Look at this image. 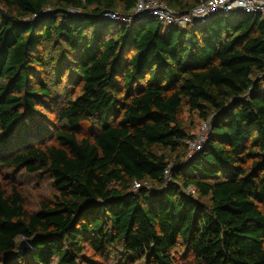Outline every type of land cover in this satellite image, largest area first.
<instances>
[{
    "label": "trees",
    "instance_id": "obj_1",
    "mask_svg": "<svg viewBox=\"0 0 264 264\" xmlns=\"http://www.w3.org/2000/svg\"><path fill=\"white\" fill-rule=\"evenodd\" d=\"M135 3L0 0V163L57 190L30 212L0 182V264H81L85 247L177 264L179 241L197 264H264V19L104 15ZM183 108L209 124L187 159Z\"/></svg>",
    "mask_w": 264,
    "mask_h": 264
},
{
    "label": "rangeland",
    "instance_id": "obj_2",
    "mask_svg": "<svg viewBox=\"0 0 264 264\" xmlns=\"http://www.w3.org/2000/svg\"><path fill=\"white\" fill-rule=\"evenodd\" d=\"M203 1V0H201ZM172 9V8H171ZM174 10V9H172ZM175 12H179L174 10ZM239 11V10H238ZM119 14H124L121 11H117ZM183 13V12H179ZM223 13V12H221ZM166 25V22H163ZM190 25V24H189ZM187 25V26H189ZM177 27H180L176 25ZM49 53L51 51H48ZM78 91V89L76 90ZM49 118H52L51 114H48ZM179 118L182 124L186 127L190 137L184 140L185 154L187 153V141L197 140L201 134V124L205 122L202 120L196 112H190L186 108H183L179 114ZM50 126V125H48ZM52 134V133H51ZM51 135H49L50 137ZM48 139L47 142H49ZM162 151V150H160ZM165 156L169 160L170 164L175 162V159L180 154V151L173 152L170 150H164ZM197 153L191 156L193 158ZM184 158V157H183ZM187 155L185 159H187ZM0 182L6 189L11 187H16L17 190L21 192L24 199L25 208L32 212L39 209V203L41 201H51L57 190L54 185V179L52 178L48 170L42 169L40 171L30 173L23 168L9 167L0 163ZM132 189H134L132 184ZM192 188H187V192H191ZM190 194H193L192 192ZM195 194V193H194ZM206 205H208V198H202L201 200ZM25 238H17L18 244ZM26 240V239H25ZM29 242L28 240H26ZM172 255L174 256L177 264H197L191 253H189L183 244L179 241L177 245L172 250ZM12 255V254H10ZM6 256H9L8 254ZM132 255H126L120 248H112L108 250L105 254H95L85 247L83 251V256L81 258V264H145L144 258L138 259L131 257ZM133 260V261H132Z\"/></svg>",
    "mask_w": 264,
    "mask_h": 264
},
{
    "label": "built area",
    "instance_id": "obj_3",
    "mask_svg": "<svg viewBox=\"0 0 264 264\" xmlns=\"http://www.w3.org/2000/svg\"><path fill=\"white\" fill-rule=\"evenodd\" d=\"M238 10L250 14H259L264 19V0H203L183 13L175 12L161 0H136L135 6L129 15H122L117 12L105 13L104 15L111 20L122 23H128L132 18L151 16L161 22H166L168 25H178L184 28L194 22L204 21L214 13H231ZM208 129V122H203L199 138L187 141L186 155L188 158L201 148ZM139 185V182L133 181L134 189L138 188ZM190 191L194 194L193 189Z\"/></svg>",
    "mask_w": 264,
    "mask_h": 264
},
{
    "label": "water",
    "instance_id": "obj_4",
    "mask_svg": "<svg viewBox=\"0 0 264 264\" xmlns=\"http://www.w3.org/2000/svg\"><path fill=\"white\" fill-rule=\"evenodd\" d=\"M30 244L29 242H27L25 239L22 240L19 244H18V249L17 251L14 253V256H21L23 255L27 250H30Z\"/></svg>",
    "mask_w": 264,
    "mask_h": 264
}]
</instances>
